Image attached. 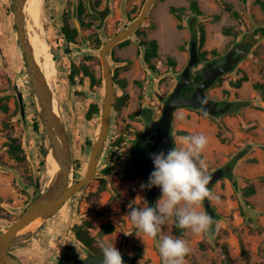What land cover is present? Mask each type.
Wrapping results in <instances>:
<instances>
[{"label":"rangeland","instance_id":"1","mask_svg":"<svg viewBox=\"0 0 264 264\" xmlns=\"http://www.w3.org/2000/svg\"><path fill=\"white\" fill-rule=\"evenodd\" d=\"M94 1L99 7L106 2ZM107 1L111 11L99 29V18L89 10L87 0H41L38 25L30 22L40 38L36 62L52 87L57 113L69 134L71 181L83 175L100 128L104 84L99 50L106 39L127 26L140 12L144 0ZM188 1L176 0L186 8ZM208 2H214L217 7L209 6ZM224 2L230 3L238 15L226 10ZM13 4L14 0H0V97L8 106L7 111L0 110V164L3 165L0 167V231L6 229L33 198L47 190L51 177L60 168L51 153V143L18 41ZM28 7L25 0V14ZM202 7L206 12L201 14L190 7L181 13L178 20L185 18V27L190 31L183 36L182 30L176 32L173 25L177 16L162 4L158 6V19L166 29L155 33L162 44L158 41V57L152 58L154 70L143 62L138 42L146 29L153 26L148 15L127 44L116 45L108 52L107 58L115 74V98L95 176L54 215L24 229L15 238L10 252L23 264H71L73 257L82 256L86 249L76 239L72 227L87 222L96 241L113 243L128 264H162L159 236L155 240L145 237L127 217L131 207L149 206L145 188H141L145 179L142 173L134 172L128 139L142 130L146 109L153 118L161 115L167 96L188 63L190 41L195 32L198 51L205 54L204 59L193 66L192 76L205 62L223 59L244 32L264 25V9L254 0H202ZM214 14L219 18L214 19ZM64 25L78 27L79 32L72 41L64 37ZM228 27H232V31L225 34ZM201 28L205 31L203 45H199ZM25 30L30 43L32 30L26 21ZM90 75L100 78L101 82L92 84ZM243 75H247V79L235 86L234 82ZM256 82H264V38L251 47L232 71L221 75L206 89V94L215 100H246L248 105L217 115L196 107H180L174 112L172 132L176 148L180 147V137L202 133L208 138L201 154L208 166L206 174L233 164L232 172L217 180L210 189L219 200L210 201L214 223L209 231L196 235L185 229L183 235H177L174 221L162 226V235L187 241L191 251L185 257L186 264H264V89L255 88ZM125 94L128 96L121 98ZM19 95L23 99L24 116ZM92 103H97L100 110L87 118ZM55 105L53 103V107ZM34 122L38 123V128H34ZM10 136L20 140L23 160L9 154L6 143ZM246 146L249 148L245 149ZM107 168L109 172L105 171ZM233 174L238 189L232 184ZM251 186L254 192L246 193ZM160 196L161 189L155 203ZM197 210L207 213L204 203ZM106 223L112 224L113 230L105 232L102 225Z\"/></svg>","mask_w":264,"mask_h":264},{"label":"water","instance_id":"2","mask_svg":"<svg viewBox=\"0 0 264 264\" xmlns=\"http://www.w3.org/2000/svg\"><path fill=\"white\" fill-rule=\"evenodd\" d=\"M90 1L91 9L97 11L100 16V27L103 25L105 16L108 14L110 7L106 5L104 10L95 9L92 0ZM156 0H144L140 12L124 28L111 35L101 46L99 57L102 64V78L104 84V94L101 107L100 128L92 142L89 159L83 173V176L75 181L72 178V162L69 134L65 124L59 114L53 107V91L47 79L43 75L40 67L35 61L33 51L28 42L25 30V16L23 5L25 0H14L13 20L16 26L18 41L24 53L28 69V75L32 84L33 92L39 105V113L43 120V125L51 143V153L60 163V168L51 177L47 190L33 198L19 214V216L4 230L0 231V264H23L19 258L10 252V247L15 238L26 228L33 220L40 218L48 219L54 215L66 200L75 195L83 186L93 179L97 169V163L102 152L106 137L109 131L111 111L115 98V83L111 66L107 59V53L118 43L128 39L142 25L151 6ZM253 37V40L251 39ZM264 38V25L255 27L252 30L244 32L238 40V44L232 46L225 54V60L214 65L215 61H209L200 67L199 72L203 75L201 81H193L191 78L190 68L200 63L198 54L197 39L190 41L189 60L183 68L180 78L174 86L171 93L166 98L161 115L147 123L143 132L140 134L137 144L141 142L148 134L155 132L154 140L148 145L145 152L138 157L139 171L144 176V185H147L149 176L154 171V164L150 158L151 154L167 151L176 148L174 136L172 134V119L176 109L180 107H196L202 111L215 115L225 112L229 108V103L223 107H218V102L208 97L205 89L210 87L215 80L228 71H232L241 57L247 55L251 47ZM250 42L248 49H242L244 44ZM234 55H236L234 57ZM194 85L195 89L189 95H181L182 89L187 85ZM19 97L21 115L24 116V104L21 95ZM246 146L245 149H248ZM240 154V153H238ZM239 155L236 156V158ZM0 167H3L0 164ZM232 166L228 165L224 169L219 167L209 172L211 177L208 187L214 184L224 174L231 171ZM19 178V174L12 169ZM232 184L238 189L236 175L231 177ZM160 188L153 186L150 189L145 187L146 200L149 207L155 206V200ZM207 213L213 218L214 212L211 209L210 200L205 199L203 202ZM122 260L125 262L124 255ZM103 255L88 252L86 257H74L73 264H102Z\"/></svg>","mask_w":264,"mask_h":264},{"label":"clouds","instance_id":"3","mask_svg":"<svg viewBox=\"0 0 264 264\" xmlns=\"http://www.w3.org/2000/svg\"><path fill=\"white\" fill-rule=\"evenodd\" d=\"M180 147L151 154L154 164L147 185L157 186L161 196L154 207H131L127 217L145 237L158 240L162 264H186L185 257L191 249L182 238L162 235V226L174 221L180 229L200 235L210 230L214 221L205 211H198L208 200H219L208 188L211 177L206 174L207 164L202 153L208 144L204 134H191L179 138ZM102 264H124L120 252L113 243L100 244Z\"/></svg>","mask_w":264,"mask_h":264},{"label":"trees","instance_id":"4","mask_svg":"<svg viewBox=\"0 0 264 264\" xmlns=\"http://www.w3.org/2000/svg\"><path fill=\"white\" fill-rule=\"evenodd\" d=\"M242 1H247V0H242ZM255 3L259 4L263 9H264V0H254ZM224 8L228 11H230L233 15L237 16L238 12L235 9H232L231 4L224 2L223 3ZM189 7L191 9H193L194 11H196L198 14H201V10L198 7V1L197 0H189ZM184 7H176V6H171L170 7V12H172L173 14H175L177 16V18L181 17V13L184 11ZM214 19H218L219 15L218 14H214L213 15ZM125 26V25H123ZM178 27L181 28L182 25L178 24ZM138 29L135 31L137 32ZM230 31H232V27H228L224 30L225 34L230 33ZM79 30L77 26L74 27H70L69 25H64L62 27V33L65 35V38L68 41H72L75 36L78 34ZM197 39V33L195 32V34L192 37V40ZM205 40V31L203 28L200 29L199 31V45H203ZM129 42V38L123 40L122 42H120L119 44H127ZM139 46H141L143 48V61L146 64V66H148L149 68H151L152 70L155 69V65L152 62V58L157 57L158 56V42L156 39H150V40H139ZM214 52H216V49H213ZM198 54L200 56V60L204 59V54L205 51L199 52ZM172 63H174V61L172 59H170ZM86 73H88V69L87 67H85L84 70ZM71 74V73H70ZM70 79L73 78V75L71 74ZM202 74L199 73L198 71H195V73L193 74L192 78L195 81H200L202 78ZM91 83L94 84L95 82H101V79H96L93 75L91 76ZM247 79V75H243L241 78H239L236 82H234L235 86H239L242 81ZM122 85L125 86L126 85V81L123 80L122 81ZM255 88H262L264 89V82H256L254 84ZM193 90V86L191 85H187L183 88L182 92L185 95H188V93H190ZM128 95L125 94L123 96H121V98H125ZM249 101L246 100H237L234 101L232 103V107H231V111H235L237 109H239L240 107H243L245 105H248ZM0 110L2 111H7L8 110V106L7 104L3 103L2 101V97H0ZM99 106L97 103H92L90 105V108L87 112V118H90L92 116V114H98L99 113ZM147 121L150 122L152 121V118H150L148 116ZM34 128H38V123L34 122L33 123ZM91 144V143H89ZM6 145L8 146V152L9 154L17 159V160H23V158H25V155L22 153V148L20 145V140L18 139V137L16 136H10V141L8 143H6ZM138 169V168H137ZM137 169H134V172H136L137 174L139 173ZM109 169H105L106 172ZM246 193H252L254 192V188L251 186L249 188H247L245 190ZM89 222L82 224H74L73 225V231L74 234L76 236V239L79 240L85 247L87 248H93L94 250H98L100 248V244L96 241L95 237L93 235H91L90 231H89ZM102 229L105 232H109L111 230H113V225L110 223H106L102 225ZM185 232V229H180L176 226L175 222H174V233L177 235H183Z\"/></svg>","mask_w":264,"mask_h":264},{"label":"flooded vegetation","instance_id":"5","mask_svg":"<svg viewBox=\"0 0 264 264\" xmlns=\"http://www.w3.org/2000/svg\"><path fill=\"white\" fill-rule=\"evenodd\" d=\"M88 1V8H89V10L92 12V13H94V14H96L97 16H98V18H99V23L97 24V27H98V29L99 28H101L99 25H100V16H99V14L97 13V11H95V10H93V9H91V7H90V1L89 0H87ZM144 2V1H143ZM92 4H93V6H94V8L95 9H98V10H104L105 9V7H106V5H108L109 7H110V4H109V2L106 0V2H105V5L103 6V7H99L98 6V2L97 1H94V0H92ZM143 4V3H142ZM80 9H82V5L80 4ZM111 11V7H110V10H109V12ZM109 12H108V14H109ZM149 13V12H148ZM107 14V15H108ZM106 15V16H107ZM138 15V14H137ZM136 15V16H137ZM148 15V14H147ZM106 16H105V18H106ZM135 17H133L131 20H129V22H131L133 19H134ZM105 20V19H104ZM104 23V22H103ZM191 23V22H190ZM117 32V31H116ZM133 34H136V32H134ZM132 36V35H131ZM64 37H65V35H64ZM252 40H253V37L251 38ZM107 40V39H106ZM105 40V41H106ZM129 40H130V38H129ZM139 40H141V39H139ZM192 40V39H191ZM104 41V42H105ZM103 42V43H104ZM139 42V41H138ZM236 44H238V40H236L235 41V43L232 45V46H234V45H236ZM116 45H119V43L118 44H116ZM115 45V46H116ZM250 45H251V43L250 42H248V43H246V44H244V46L242 47V49H248L249 47H250ZM114 46V47H115ZM231 46V47H232ZM114 47L109 51V52H112L113 51V49H114ZM141 47V46H140ZM230 47V48H231ZM142 48V47H141ZM229 48V49H230ZM228 49V50H229ZM217 50V49H216ZM227 50V51H228ZM141 51H142V59H143V48L141 49ZM226 51V52H227ZM108 54V53H107ZM226 54V53H225ZM236 55H234V57H235ZM242 58V57H241ZM240 58V59H241ZM108 59V58H107ZM212 60H214L215 61V63H214V65H216V64H220V63H222L224 60H225V55H224V58L223 59H211V60H209V61H212ZM109 61V60H108ZM209 61H207V62H209ZM144 62V61H143ZM199 62H201V60L199 61ZM207 62H205L204 64H206ZM199 64V63H198ZM203 64V65H204ZM235 65V64H234ZM185 67V66H184ZM192 68H193V66L190 68V72H191V78H192ZM199 69L200 68H197V70L196 71H198L199 72ZM112 70V69H111ZM183 70V69H182ZM113 72V71H112ZM200 73V72H199ZM181 74V73H180ZM203 76V75H202ZM113 77H114V83H115V74H114V72H113ZM220 77V76H219ZM218 77V78H219ZM179 78H180V76H179ZM203 78V77H202ZM202 78H201V80H202ZM217 78V79H218ZM192 80H193V78H192ZM200 80V81H201ZM193 81H195V80H193ZM178 82V81H177ZM176 82V83H177ZM196 82V81H195ZM176 85V84H175ZM191 86H193V90L195 89V87H194V85H192L191 84ZM116 87V86H115ZM209 88V87H208ZM183 90V89H182ZM193 90L190 92V93H188V95L189 94H191L192 92H193ZM171 93V92H170ZM169 93V94H170ZM205 93H206V89H205ZM181 95H185V94H183V92L181 91ZM207 95V94H206ZM208 96V95H207ZM168 97V96H167ZM209 97V96H208ZM211 98V97H210ZM211 99H213V98H211ZM213 100H215V99H213ZM215 101H217L218 102V104H217V106L218 107H223V106H225L226 105V103H229L230 105H229V108L226 110V111H229V110H231V107H232V103L234 102V101H226V100H224V101H219V100H215ZM225 111V112H226ZM224 113V112H223ZM219 114H221V113H219ZM215 115H217V114H215ZM148 116L150 117V118H152V120H154V119H156V118H153L152 116H151V111L150 110H145L144 111V113H143V127H142V130H140L137 134H135V136H134V138H131V139H128V141H129V143H131V147H132V150H131V154H132V158H133V163H134V166H135V169H137L138 167H139V163H138V157L141 155V154H143L144 152H145V150H146V148L148 147V145L154 140V138H155V132H152V133H150V134H148L141 142H139L138 144H137V140H138V138H139V136H140V134L143 132V130H144V127H145V125L147 124V123H149L148 121H147V118H148ZM172 134H173V132H172ZM174 144H175V142H174ZM228 165H230V166H232V169H231V171L229 172V173H231L232 172V170H233V164L232 163H228V164H226V165H224V166H222L221 168H225L226 166H228ZM219 168V167H218ZM138 170V172L139 173H141L140 171H139V169H137ZM228 174V173H227ZM227 174H224L222 177H224V176H226ZM83 176V175H82ZM82 176H80V178L82 177ZM221 177V178H222ZM219 180V179H218ZM213 185V184H212ZM212 185L210 186V187H208L209 189H211V187H212ZM73 196H75V195H73ZM72 196V197H73ZM26 207V206H25ZM24 207V208H25ZM79 241V240H78ZM80 242V241H79ZM85 247V246H84ZM86 249H85V251H84V253L82 254V256H79V257H86L87 255H88V252H91V253H93V254H100V255H103L102 254V252L101 251H96V250H94L93 248H87V247H85ZM74 257H77V256H74ZM73 257V258H74ZM125 257V256H124ZM125 262L127 263V261H126V259H125ZM71 264H73V259H72V262H71ZM128 264V263H127Z\"/></svg>","mask_w":264,"mask_h":264},{"label":"crops","instance_id":"6","mask_svg":"<svg viewBox=\"0 0 264 264\" xmlns=\"http://www.w3.org/2000/svg\"><path fill=\"white\" fill-rule=\"evenodd\" d=\"M198 1V7L201 11H204V8L202 7V0H197ZM187 2V1H186ZM184 2V3H186ZM162 4L164 6V8H168L169 11H170V7L171 6H176V7H184V6H180V2H176V0H156L154 2V4L151 6L150 10H149V13H148V16L151 18V22L153 23V26L151 27V29H146L145 33H144V36H142L141 39L143 40H150V39H156L155 38V33H156V30L157 31H162V29H166V27H162V23L159 21L158 19V15H157V11H158V6ZM189 5V1H188V4ZM208 5L211 6V7H217V4H215L214 2H208ZM184 11L189 9V6L188 8L184 7ZM218 11H219V8H218ZM216 11V12H218ZM206 12V11H204ZM215 13V12H213ZM169 14V13H168ZM170 16V14H169ZM182 17H184V15H182ZM178 24H182V28L179 29L178 28ZM185 24H186V21H185V18L182 20H178V18L173 22V25H174V28L176 30V32H179V30H182V35L185 36V35H189L190 34V31L188 30L187 27H185ZM157 40V39H156ZM160 41V40H158ZM157 41V42H158ZM178 43V42H177ZM160 44H162V42L160 41ZM158 43V49H159V45ZM169 46V45H168ZM213 48V47H212ZM215 49V48H214ZM181 53H184L185 54V51L182 50ZM159 54V52H158ZM173 56V59L176 60V57L175 55L171 54ZM158 57V56H157ZM156 57V58H157ZM170 57V56H169Z\"/></svg>","mask_w":264,"mask_h":264},{"label":"bare ground","instance_id":"7","mask_svg":"<svg viewBox=\"0 0 264 264\" xmlns=\"http://www.w3.org/2000/svg\"><path fill=\"white\" fill-rule=\"evenodd\" d=\"M41 0H28L29 7L27 9V13H24L25 21L26 23L31 27V37H30V46L33 51L34 58L37 59V56L40 54V38L37 32V29L32 26L30 22H33L34 24L38 25L39 22V7H40ZM33 20V21H32ZM35 59V61H36ZM37 63V62H36ZM38 64V63H37ZM39 66V65H38ZM41 69V68H40ZM44 75V74H43ZM46 78V77H45ZM51 87V86H50ZM52 88V87H51ZM53 91V90H52ZM53 103L55 105V98L53 95ZM54 110L57 112L56 105L54 107ZM40 218H37L33 220L26 228H31L39 224Z\"/></svg>","mask_w":264,"mask_h":264}]
</instances>
